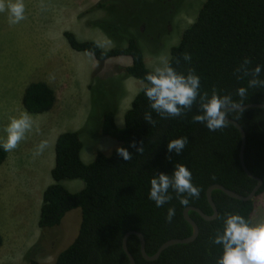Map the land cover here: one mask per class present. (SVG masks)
<instances>
[{
    "label": "trees",
    "instance_id": "trees-1",
    "mask_svg": "<svg viewBox=\"0 0 264 264\" xmlns=\"http://www.w3.org/2000/svg\"><path fill=\"white\" fill-rule=\"evenodd\" d=\"M120 4L127 8L117 10ZM140 5L139 0H100L91 8V11L105 9L112 17L95 20L89 25L99 29L115 44L114 48L106 50L94 41H80L70 32H64L63 38L72 51L92 52L93 60L101 64L116 58H129V66L119 67L121 78L142 82L152 70L146 66L138 40L132 33L144 20H137ZM183 53L191 55L190 63L182 59ZM246 57L251 59L252 67L264 66V0H205L195 21L170 49L168 61L185 75L189 69H194L200 78L201 93L211 95L215 88L219 95H231L238 101L236 89L246 87L247 80H238L234 70ZM178 59L179 64L176 63ZM94 74L88 86L90 93L91 89L99 88V82H104L94 78ZM261 78L264 79V70ZM142 89L125 112L122 128H118L114 120L118 93L113 101L98 99L102 108L100 134L132 153L130 161L125 162L119 157L115 148L108 156L97 152L90 164H84L80 158L83 149L80 132L68 131L57 137L54 167L50 172L52 184L46 187L41 198L37 223L39 239L41 241L48 231L49 235L60 229L63 217L73 210L80 211L81 221L74 241L57 254L54 264H129L122 249L123 237L128 232L140 233L146 255L152 256L165 242L191 235V226L183 217L184 209L195 208L206 216L212 215L206 199L208 187L220 185L247 196L256 185V180L248 177L241 167V136L234 126L228 124L221 131L210 132L202 124L193 123L192 117L199 114L198 104L183 117L162 119L152 112L157 123L149 125L143 120L144 113L151 110ZM54 102V92L43 82L30 83L24 89L22 106L30 115L49 112ZM249 104H264V88L248 90L244 105ZM228 119L244 130L243 161L250 174L262 181L256 194L258 197L264 192V109L230 112ZM180 137L188 138L189 143L180 155L169 154L166 144ZM141 141L142 154L129 147L131 142H137L139 146ZM169 155L171 160L166 159ZM5 158L6 152L0 147V164ZM176 164L190 170L192 183L201 189L199 198H190L189 204L182 206L176 194L170 192L173 199L158 208L148 199L150 180L156 173L171 175ZM65 181H81L83 188L78 193H71L63 185ZM212 200L217 217L238 214L252 224L253 201L241 202L218 190L212 192ZM170 207L175 208V215L167 222L165 216ZM188 216L198 227L195 241L171 246L153 262L142 258L139 239L130 235L127 249L135 264H215L222 254V247L212 244L211 238L217 229H222V220L216 217L205 221L195 211H189ZM2 244L0 236V248ZM34 248L24 255L28 264H40L35 259Z\"/></svg>",
    "mask_w": 264,
    "mask_h": 264
},
{
    "label": "rangeland",
    "instance_id": "rangeland-1",
    "mask_svg": "<svg viewBox=\"0 0 264 264\" xmlns=\"http://www.w3.org/2000/svg\"><path fill=\"white\" fill-rule=\"evenodd\" d=\"M99 1L24 0L26 18L16 25H9L6 12L0 13V143L6 139L5 128L10 119L18 118L26 112L22 106L26 86L34 82H43L51 86L57 83L56 85L59 84L66 89L67 96L61 92L63 89H58V103L65 100H68L66 103H80L76 109V120L81 112H86L88 108L86 118L80 120V132L85 146H94L95 153L105 155L111 154L118 147V142L100 134L102 108L98 99L113 101L118 93V110L115 115L116 120L118 115H122V119L119 117V124L123 126L125 111L130 108L132 100L142 89V82L139 81L140 84H137L139 87H134L129 81L137 80L121 78L122 72L119 71V67L129 66V58H116L101 64L87 53L72 51L63 38L64 32H70L80 41H83L81 36H87L90 37V41L95 42L97 39L101 40L99 36L103 35L108 42L100 45L114 48L115 44L99 29L89 25L95 20L112 19L105 9L91 11ZM139 1L141 8L136 18L144 20L139 22L141 24L132 30V33L138 40L146 66L153 70L162 60H169L170 49L178 44L184 30L195 21L205 0ZM123 8L127 6L120 4L116 9ZM91 61H94V68L91 67ZM77 69H81V72L78 73ZM93 74L94 78L104 81L98 83L102 91L99 88L94 91L93 88L91 89L93 93H90L88 88H83V82L79 86L75 83L76 78H79L81 81L86 79L90 84ZM70 89L76 92L74 97L68 94ZM31 117L32 132L45 129L46 118H41V115ZM31 134L27 133L26 139L21 141L16 149L10 151L11 157L19 160L23 155L34 153L36 147L34 148L33 144L37 141L32 140ZM25 175L29 180L33 179L32 173L23 172L21 169L13 170L8 164L0 166V236L3 239L0 264H28L24 260V255L34 246L33 253L40 264H54L57 254L71 245L78 229L73 228L72 235L68 237L64 232L60 235L59 228L49 235L48 231L41 241L39 236L35 243L30 244L31 236H25L26 233L20 229V224V228L15 226L19 223L17 217L21 206L18 207V213L15 214L13 211L11 215L12 207L8 205L10 201H17L23 197L22 181ZM253 203L251 222L256 224L264 221V192L256 197Z\"/></svg>",
    "mask_w": 264,
    "mask_h": 264
},
{
    "label": "clouds",
    "instance_id": "clouds-1",
    "mask_svg": "<svg viewBox=\"0 0 264 264\" xmlns=\"http://www.w3.org/2000/svg\"><path fill=\"white\" fill-rule=\"evenodd\" d=\"M5 12L9 25L20 23L26 18L24 0H0V13ZM87 55L94 56V53L89 52ZM182 59L190 63L192 58L189 53H183ZM176 63L179 64V59ZM251 64V59L246 57L234 70L238 80H247L246 87L236 89L235 95L240 98L237 101L231 95H219L215 88L211 95L208 92L201 93L200 78L194 69H189L185 75L176 71L167 59L162 60L142 81V90L151 110L144 113L143 120L155 126L157 121L153 119L152 112L162 119L183 117L192 110L194 104H198L199 114L192 117V122L202 124L210 132L223 130L229 124L230 112H243L248 90L264 88V79L261 78L264 66L257 64L252 67ZM32 131L33 120L29 113L13 117L5 128L6 139L0 143V147L5 152L13 151L26 139V134ZM188 143L186 137L172 139L166 144V151L178 156ZM47 147V140L40 141L36 145L34 156L42 155ZM129 147L138 154L144 151L142 141L139 146L137 142H131ZM116 154L125 162L130 161L133 155L124 147H117ZM166 159L171 160V155ZM170 192L176 194L180 205L187 206L190 198H199L201 189L192 183L190 170L184 165L176 164L171 175L156 173L150 180L148 199L156 207H163L173 199ZM174 215L175 208H168L166 221L171 222ZM217 219L222 220L223 227L216 230L211 243L221 246L222 254L215 264H264V221L251 224L238 214H226Z\"/></svg>",
    "mask_w": 264,
    "mask_h": 264
},
{
    "label": "crops",
    "instance_id": "crops-1",
    "mask_svg": "<svg viewBox=\"0 0 264 264\" xmlns=\"http://www.w3.org/2000/svg\"><path fill=\"white\" fill-rule=\"evenodd\" d=\"M81 37L83 38V41H90V37L87 36H81ZM99 37L101 38V40L100 39L95 40L97 44L99 45L101 43L107 44L108 41L103 35H100ZM100 46L106 50L110 49V47L105 48L102 45ZM93 62L94 61H91L90 63L92 68H94L95 66ZM77 72L80 73L81 69H77ZM81 82H83V88H88L89 83L86 79L81 81L79 78H76L75 83H78V86L80 85ZM129 82L130 85L134 87H139V85H137L140 84L139 81H129ZM58 83H60V81ZM45 84L54 92L55 102L53 108L49 112L41 115L42 116L41 118L47 119L46 122L47 126L45 127V129L40 130L38 132H31L32 133L31 136H33L32 140L37 141L33 144L34 148L42 140L48 141V147L45 149L42 155L32 157L31 155H34V153H32L31 155L27 154L20 157L19 160H17L16 157H11L10 152H6V158L0 164L1 167L8 164L13 170L21 169L23 172H28L33 174L32 176L33 179L31 180H29L26 175L24 176V179L22 181V184L24 186V190L22 191L23 197L20 200L17 199V201L12 200L8 204L10 208L12 207V209H10L11 215H13V211L15 212V214L18 213V207L21 206V208H19L20 213L18 214L17 217L19 223L15 224V226L20 228L19 226L20 224L21 225L20 229L24 230L23 232L24 234L26 233L25 236L26 237H28V235L31 236L30 244L35 243L40 236V230L37 227V223L39 218L41 198L43 191L46 189V187L52 184L50 172L54 167V146L57 137L60 134L68 131L80 132L81 131L80 120L86 118L88 111V108L86 112L82 111L80 117L76 120L75 119L76 109L80 105V103H72V102L66 103L68 102V100L58 103V94H57L58 89L59 90L63 89V91L61 92L65 93V96H67L66 89L61 87V85L59 84L56 85L57 83H54L55 86H51L49 83H45ZM141 86L143 88V85ZM68 94L73 95L74 97L76 92L73 89H70ZM72 106L73 108H71ZM127 110L128 109H126V111ZM116 116L117 115H115L114 117L115 124L118 128H122L123 126L119 124V117L120 119H122L121 118L122 115H118L117 120H116ZM80 139L83 143V137L81 135V132H80ZM95 152L96 151L94 150V146L91 145L85 146V144L83 143V149L80 154V158L82 162L84 164H90L95 158L96 155ZM63 185L71 193H78L83 188V183H81L80 181H65ZM80 220H81V214L79 210H73L67 213L61 221L62 227L60 228V235L62 234V232L65 233L66 237L72 235L73 228L79 229Z\"/></svg>",
    "mask_w": 264,
    "mask_h": 264
},
{
    "label": "water",
    "instance_id": "water-1",
    "mask_svg": "<svg viewBox=\"0 0 264 264\" xmlns=\"http://www.w3.org/2000/svg\"><path fill=\"white\" fill-rule=\"evenodd\" d=\"M247 109H264V104H249V105H244L243 106V110H247ZM229 124H231L232 126H234L238 132L240 133L241 136V148H240V153H239V159H240V163H241V167L244 171V173L250 177L251 179L256 180V185L254 186V188L252 189V191L247 195V196H240L232 191L226 190L224 187L220 186V185H212L210 187H208V189L206 190V199L208 204L210 205L211 209H212V215L211 216H206L204 215L200 210L195 209V208H186L183 211V217L184 220L191 226L192 232L191 235L185 239H172L169 240L167 242H165L164 244H162L159 249L156 251V253L152 256H147L145 253V242H144V238L140 233H136V232H128L124 235L123 237V241H122V249L124 251V253L126 254L128 260H129V264H135V261L133 259V257L131 256V254L128 252L127 249V239L130 235H135L137 236V238L139 239L140 242V253L142 258L145 261L148 262H153L155 260H157L160 256V254L166 250L167 248L174 246V245H184V244H189L195 241V239L198 236V227L196 225V223L188 216V212L189 211H195L203 220L205 221H212L214 219H216L217 217V210H216V206L212 200V192L213 191H221L222 193H224L226 196L241 201V202H249V201H253L256 197L257 192L259 191V189L262 186V181L259 179L254 178L250 172L246 169L245 165H244V161H243V151H244V146H245V133L244 130L242 129V127L235 121L229 119Z\"/></svg>",
    "mask_w": 264,
    "mask_h": 264
}]
</instances>
